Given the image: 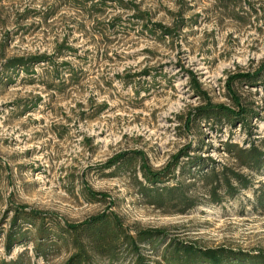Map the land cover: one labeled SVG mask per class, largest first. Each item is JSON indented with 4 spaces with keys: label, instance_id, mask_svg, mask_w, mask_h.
Listing matches in <instances>:
<instances>
[{
    "label": "rangeland",
    "instance_id": "obj_1",
    "mask_svg": "<svg viewBox=\"0 0 264 264\" xmlns=\"http://www.w3.org/2000/svg\"><path fill=\"white\" fill-rule=\"evenodd\" d=\"M102 213L163 233L146 264H264V0H0V264H66L67 226Z\"/></svg>",
    "mask_w": 264,
    "mask_h": 264
},
{
    "label": "trees",
    "instance_id": "obj_2",
    "mask_svg": "<svg viewBox=\"0 0 264 264\" xmlns=\"http://www.w3.org/2000/svg\"><path fill=\"white\" fill-rule=\"evenodd\" d=\"M196 91H200L196 87ZM207 99V98H206ZM235 100V98L233 97ZM236 107H239V101L235 100ZM208 108H205L203 111L209 115L211 118L217 119L220 116L228 117L230 119L242 118V122L248 118L244 108H239L240 113H234L232 111L225 110L222 106H212L209 100L207 99ZM201 111V110H200ZM254 149L246 151L247 156L251 157L252 162L255 164L259 162L257 154L253 153ZM122 158L121 156L116 159ZM117 160L110 161V164H115ZM132 162V158H124L119 164L122 167H128ZM253 163V164H254ZM125 165V166H124ZM151 175L146 173L144 178L151 183L154 179L150 178ZM152 179V180H151ZM156 183V181L154 182ZM176 192L178 190L165 188L158 192L157 190H148L146 191L147 196L154 198L156 200H174ZM181 196V195H180ZM15 225V222L12 224ZM68 231L71 234H74L72 239V244L75 246V254L67 261L66 264H88L89 263V254L87 252V247L91 254H95L100 257L113 258L117 256L118 251L126 245L128 252L134 257L135 264H146L143 262L140 253V245L142 242L148 244H155L156 240L159 239L163 233L160 231H141L135 233L134 237L127 233L123 229L120 220L114 214L102 213L96 216H92L88 221L79 224V225H69L67 226ZM70 234V235H71ZM72 236V235H71ZM82 237V238H81ZM14 239L13 236L10 237ZM82 239V240H80ZM11 242V241H10ZM11 244V243H9ZM10 247V245L8 246ZM169 247V246H168ZM168 247L162 253V258L167 264H232L233 259L231 256L227 255V252L222 249L216 250H202L196 248L193 245H175L173 247V254L176 257H170L168 259L166 254H168ZM172 247V246H171ZM251 264V263H250ZM252 264H257L255 261Z\"/></svg>",
    "mask_w": 264,
    "mask_h": 264
}]
</instances>
